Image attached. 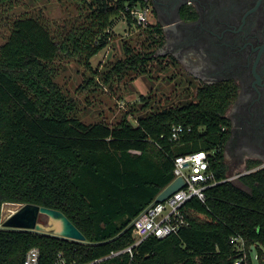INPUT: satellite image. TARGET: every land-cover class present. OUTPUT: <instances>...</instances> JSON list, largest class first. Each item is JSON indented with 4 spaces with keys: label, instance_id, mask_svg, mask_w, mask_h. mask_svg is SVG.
I'll return each mask as SVG.
<instances>
[{
    "label": "trees",
    "instance_id": "16d2710c",
    "mask_svg": "<svg viewBox=\"0 0 264 264\" xmlns=\"http://www.w3.org/2000/svg\"><path fill=\"white\" fill-rule=\"evenodd\" d=\"M15 0H0V7ZM134 1L81 0L76 16L49 24L24 14L10 23L0 45V212L4 203L33 204L62 212L84 242L1 227L0 264H23L26 252L39 250V264H235L242 258L231 238L244 242L264 261V166L250 163L238 186L227 180L224 145L229 132L224 113L233 99L229 86H202L191 100L137 115L125 113L114 124L84 123L76 105L55 81L65 62L91 70L103 84L127 72L144 73L163 36L159 24L140 28L126 15ZM138 5L146 6L144 3ZM146 33L145 53L122 46L124 57L92 70L90 60L110 41L117 18ZM151 50L146 52V50ZM142 69V70H141ZM84 76V72H83ZM80 89L96 85L83 78ZM149 105L150 98L141 97ZM133 112V111H131ZM174 125L190 127L180 141L170 140ZM208 152L218 184L205 201L192 198L180 212L186 225L158 239L149 236L131 253L132 220L173 178V160ZM111 256L112 253H118Z\"/></svg>",
    "mask_w": 264,
    "mask_h": 264
},
{
    "label": "flooded vegetation",
    "instance_id": "af4514ba",
    "mask_svg": "<svg viewBox=\"0 0 264 264\" xmlns=\"http://www.w3.org/2000/svg\"><path fill=\"white\" fill-rule=\"evenodd\" d=\"M124 1V0H123ZM160 25L168 78L185 90L229 86L226 166L264 161V0H130ZM163 25H167L164 28ZM157 57V56H154Z\"/></svg>",
    "mask_w": 264,
    "mask_h": 264
},
{
    "label": "rangeland",
    "instance_id": "374dc122",
    "mask_svg": "<svg viewBox=\"0 0 264 264\" xmlns=\"http://www.w3.org/2000/svg\"><path fill=\"white\" fill-rule=\"evenodd\" d=\"M80 5L81 0H15L10 4H4L0 7V45L6 41L11 29L10 23L17 17L24 14L40 15L46 22L54 25L76 16ZM148 22L151 25L156 24L151 13L148 15ZM112 32L113 35L108 44L90 60L93 71H101L106 64L122 59L124 57L122 46L125 43L129 44L134 52L145 53L148 44L146 33L134 26H129L124 18L120 17L115 20ZM150 51L146 50V52ZM158 54L156 49L153 56L159 57ZM144 67L143 74L127 72L121 78H114L109 86L103 84L91 70L84 69L83 65L75 61H70L64 63L55 81L74 101L77 117L87 124L101 120L114 124L125 113H131L127 118L135 124L134 118L137 115L184 103L193 97L194 89L185 90L183 85H180L176 74L172 79L168 78V73L162 65L150 62ZM83 78L91 79L96 85L80 89ZM141 97L150 98L148 107L142 108L144 102ZM245 170V166L242 165L237 167L228 165L227 176L234 177ZM232 180L242 187L236 178ZM242 188L245 189V187ZM4 204L1 206V211ZM1 218L3 220L6 215L0 212ZM40 222L44 224L46 219L41 217ZM244 251H246L245 248ZM250 257L253 263L257 264L258 256L254 248L250 251Z\"/></svg>",
    "mask_w": 264,
    "mask_h": 264
},
{
    "label": "built area",
    "instance_id": "2783aa9c",
    "mask_svg": "<svg viewBox=\"0 0 264 264\" xmlns=\"http://www.w3.org/2000/svg\"><path fill=\"white\" fill-rule=\"evenodd\" d=\"M125 13L140 28H145L149 24V8L147 6L138 4L134 6L126 5ZM190 132V127L174 125L171 128L170 140L174 142L180 141L183 136ZM209 156L208 152L199 151L174 158L173 180L178 177L182 178L184 186L164 202H152L132 220L131 227L134 242L123 252L131 253L132 248L138 246L149 236L162 239L176 233L180 227L186 225L180 212L182 205L192 198H197L204 202L205 190L219 183L214 180V176L209 170ZM251 171L254 170H245L234 177H228L227 180L238 178ZM231 241L235 244L236 249L243 253L242 258L235 262V264H241L246 259L243 247L244 242L238 236L232 237ZM117 254L119 252L112 253L111 256ZM58 257L57 264H66L60 255ZM23 264H39V250L37 248L29 249L25 254Z\"/></svg>",
    "mask_w": 264,
    "mask_h": 264
},
{
    "label": "water",
    "instance_id": "95a60500",
    "mask_svg": "<svg viewBox=\"0 0 264 264\" xmlns=\"http://www.w3.org/2000/svg\"><path fill=\"white\" fill-rule=\"evenodd\" d=\"M130 1V0H124ZM167 28V25H163ZM264 166V161L256 169ZM184 186V180L180 177L173 180L155 198V202H164L176 191ZM14 206V211L2 220L1 227L14 230L34 231L61 237L73 241L84 242L85 237L60 211L33 204L5 203ZM46 219L41 223L40 218ZM264 264V261L263 263Z\"/></svg>",
    "mask_w": 264,
    "mask_h": 264
},
{
    "label": "bare ground",
    "instance_id": "6f19581e",
    "mask_svg": "<svg viewBox=\"0 0 264 264\" xmlns=\"http://www.w3.org/2000/svg\"><path fill=\"white\" fill-rule=\"evenodd\" d=\"M13 211H14V209L11 207V205L4 204L3 207H2L1 213H2V215L8 216Z\"/></svg>",
    "mask_w": 264,
    "mask_h": 264
},
{
    "label": "crops",
    "instance_id": "0c3cea01",
    "mask_svg": "<svg viewBox=\"0 0 264 264\" xmlns=\"http://www.w3.org/2000/svg\"><path fill=\"white\" fill-rule=\"evenodd\" d=\"M111 32H112V30H111ZM112 35H113V32H112Z\"/></svg>",
    "mask_w": 264,
    "mask_h": 264
}]
</instances>
